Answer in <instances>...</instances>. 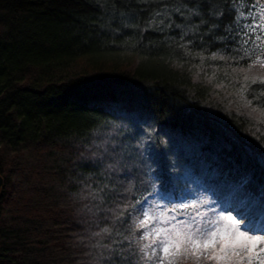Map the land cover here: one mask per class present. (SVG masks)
<instances>
[{
    "label": "trees",
    "instance_id": "1",
    "mask_svg": "<svg viewBox=\"0 0 264 264\" xmlns=\"http://www.w3.org/2000/svg\"><path fill=\"white\" fill-rule=\"evenodd\" d=\"M204 2L0 0V264H140L149 194L264 191V49L235 38L252 0Z\"/></svg>",
    "mask_w": 264,
    "mask_h": 264
},
{
    "label": "snow or ice",
    "instance_id": "2",
    "mask_svg": "<svg viewBox=\"0 0 264 264\" xmlns=\"http://www.w3.org/2000/svg\"><path fill=\"white\" fill-rule=\"evenodd\" d=\"M259 0H252L251 6L246 12H240L234 19L238 27L236 32L237 44L243 48L246 59L250 56L249 48L244 47L251 45L252 49H264V5H259ZM211 8V4H205L204 0H197L196 4L191 6L184 4L181 7L187 8L190 16H199L200 8ZM181 7L175 10L182 16L184 13ZM160 15V13H157ZM243 19L245 23L239 24ZM201 23H204L201 20ZM199 27V25H196ZM242 42V43H241ZM216 58L213 53L212 59ZM224 59V57H220ZM258 63L264 67V59L259 56L255 61L249 64ZM248 77L245 76V80ZM253 78L252 83H256ZM260 83H264L261 80ZM244 90V86H241ZM264 95V91L261 93ZM255 98V97H254ZM252 103L251 100L248 101ZM198 203L182 204L181 208H196ZM144 219L137 224V228H145L150 217L147 212L143 213ZM200 217V219H197ZM174 221V222H173ZM228 222L231 224V231L224 233L217 226L220 222ZM243 222V227H241ZM168 227H156L155 223L149 230L142 232L137 243L141 244V259L145 264H182L183 260L192 259L194 264H200L201 259L214 260L219 264L221 260H232L233 257L238 258V264H243L247 260V264H264V218L257 220L249 219L247 209L241 207L239 218H235L229 214L220 216L218 220H205L199 211L192 215L190 219L178 220L175 216L171 217ZM103 231L107 232V229ZM234 233V234H233ZM219 245V247H217ZM211 249V251H209Z\"/></svg>",
    "mask_w": 264,
    "mask_h": 264
},
{
    "label": "rangeland",
    "instance_id": "3",
    "mask_svg": "<svg viewBox=\"0 0 264 264\" xmlns=\"http://www.w3.org/2000/svg\"><path fill=\"white\" fill-rule=\"evenodd\" d=\"M264 5V4H258ZM253 70H249L251 75L254 77H258L264 72V67H261L259 64L252 68ZM215 171H221L225 173V176L230 178L234 176L233 170H228L224 166L220 165V167H215ZM189 185L186 190L181 191L179 193L167 194L166 192L155 191L152 194H149L147 197L142 199L137 206H135L132 211V221L135 223V229L133 231V238L138 246V252L140 256V264H145V261L141 259L140 247L141 244L137 243L142 232L149 230L151 226L155 223L156 227H168L169 222L171 221V217L175 216L178 220L180 219H190L192 215H195L197 211L201 213L205 220H218L220 216H227L229 214L233 215L235 218H239L241 207L245 209H249L251 207L250 202L247 201L248 194H254L258 186L248 179H237V182L241 185L239 191V199L238 201H234V197L232 195L235 191H237V185L229 184L228 189L229 195H221L216 187H212L211 183L208 179L205 180H188ZM230 183H236L235 180L229 179ZM235 181V182H233ZM233 185V186H232ZM232 188V189H231ZM262 188L259 187L257 192H260L259 198L254 199L255 204L252 206V210L254 211L257 207L258 200L264 199V191H261ZM244 195V196H243ZM247 201V202H246ZM264 201V200H263ZM198 203L200 207L196 208H181L182 204H193ZM250 206V207H249ZM249 207V208H248ZM147 212L150 217H155V219H149L148 224L145 228H137V224L141 219H144L143 213ZM264 218V215L262 214ZM200 219V217H197ZM174 222V221H173ZM220 230L224 233L231 231V224L228 222H220L217 225ZM241 227H243V222H241ZM234 234V233H233ZM264 247V245H261ZM219 247V245H217ZM211 251V249H209ZM151 264V262H149ZM182 264H194L192 259L183 260ZM200 264H217L214 260H204L203 258L200 261ZM219 264H238V258L233 257L232 260H221ZM243 264H247V260L243 262ZM255 264V261H254Z\"/></svg>",
    "mask_w": 264,
    "mask_h": 264
},
{
    "label": "water",
    "instance_id": "4",
    "mask_svg": "<svg viewBox=\"0 0 264 264\" xmlns=\"http://www.w3.org/2000/svg\"><path fill=\"white\" fill-rule=\"evenodd\" d=\"M1 182H2V180H1V177H0V186H1Z\"/></svg>",
    "mask_w": 264,
    "mask_h": 264
}]
</instances>
